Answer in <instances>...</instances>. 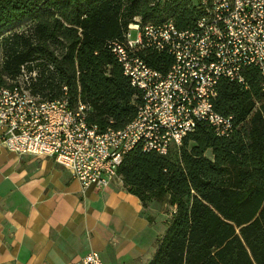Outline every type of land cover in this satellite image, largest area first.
<instances>
[{
    "label": "trees",
    "instance_id": "trees-1",
    "mask_svg": "<svg viewBox=\"0 0 264 264\" xmlns=\"http://www.w3.org/2000/svg\"><path fill=\"white\" fill-rule=\"evenodd\" d=\"M0 0V89L35 70L33 95L51 101L66 87L72 103L90 107L87 121L99 131L129 123L141 102L112 54L135 16L178 30L192 28L196 13L187 0ZM29 28L6 32L23 19ZM145 63L166 72L172 58L144 51ZM243 88L221 79L213 109L231 116L230 137L200 123L167 155L136 146L117 168L125 190L142 206L175 209L148 264H264V92L256 68L243 71ZM209 153V156H207Z\"/></svg>",
    "mask_w": 264,
    "mask_h": 264
},
{
    "label": "built area",
    "instance_id": "built-area-1",
    "mask_svg": "<svg viewBox=\"0 0 264 264\" xmlns=\"http://www.w3.org/2000/svg\"><path fill=\"white\" fill-rule=\"evenodd\" d=\"M187 6L197 15L192 28L178 30L167 17L152 23L135 16L122 39L108 44L141 95L135 117L123 128L99 131L87 121L90 107L72 103L66 87L61 98L41 100L31 91L37 72L21 67L0 89V145L19 156L51 158L83 193L121 182L117 168L136 146L165 156L200 123L217 137H230L232 117L214 111L213 101L221 79L246 88L242 73L250 67L258 70L264 92V0H187ZM144 51L171 56L167 71L149 67L140 56ZM82 264L103 262L92 251Z\"/></svg>",
    "mask_w": 264,
    "mask_h": 264
},
{
    "label": "crops",
    "instance_id": "crops-1",
    "mask_svg": "<svg viewBox=\"0 0 264 264\" xmlns=\"http://www.w3.org/2000/svg\"><path fill=\"white\" fill-rule=\"evenodd\" d=\"M1 134V129H0ZM174 208L142 206L121 182L88 188L51 158L0 145V264H148Z\"/></svg>",
    "mask_w": 264,
    "mask_h": 264
},
{
    "label": "rangeland",
    "instance_id": "rangeland-1",
    "mask_svg": "<svg viewBox=\"0 0 264 264\" xmlns=\"http://www.w3.org/2000/svg\"><path fill=\"white\" fill-rule=\"evenodd\" d=\"M31 24H32V21L26 18L17 23L9 25L6 28V32H20L22 30L29 28ZM134 35H135V32H132V37H134ZM207 156H209V153H207Z\"/></svg>",
    "mask_w": 264,
    "mask_h": 264
}]
</instances>
